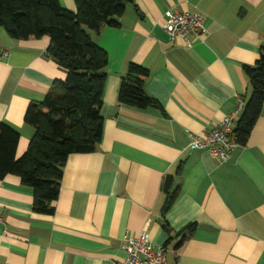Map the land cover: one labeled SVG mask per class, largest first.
<instances>
[{
	"label": "crops",
	"instance_id": "0c3cea01",
	"mask_svg": "<svg viewBox=\"0 0 264 264\" xmlns=\"http://www.w3.org/2000/svg\"><path fill=\"white\" fill-rule=\"evenodd\" d=\"M59 3L76 11L73 0ZM169 9L201 14L206 32L190 46L170 43ZM117 22L99 33L84 27L108 56L100 143L68 155L51 215L32 212L19 177L0 180V264H122L125 240L142 231L168 262L264 264V101L246 144L226 160L188 148L191 135L205 136L250 97L243 66L264 46V0H134ZM48 44L0 27V122L19 134L16 158L34 133L27 106L66 76ZM130 62L148 70L144 88L162 110L117 103ZM177 164L178 195L162 215L161 183Z\"/></svg>",
	"mask_w": 264,
	"mask_h": 264
},
{
	"label": "trees",
	"instance_id": "16d2710c",
	"mask_svg": "<svg viewBox=\"0 0 264 264\" xmlns=\"http://www.w3.org/2000/svg\"><path fill=\"white\" fill-rule=\"evenodd\" d=\"M76 11L65 9L59 0H0V27L15 40L47 36L45 55L66 72L63 80H54L40 102H31L24 122L34 128L26 151L15 157L19 134L0 122V180L6 175L19 177L20 183L32 190V212L51 215L52 202L59 191L62 168L68 155L96 150L102 137L103 118L100 110L106 82L108 56L84 27L99 33L104 26H118L125 4L134 0H73ZM124 2V4L122 3ZM251 90L243 101L232 131L236 145H245L264 101V46L252 66H243ZM148 70L130 62L121 78L116 95L118 104L138 109L157 108L159 102L145 88ZM173 173L163 177L164 215L179 191ZM168 234L171 229L163 224ZM195 223L187 225L192 231ZM171 237V234L169 235ZM164 249V248H163Z\"/></svg>",
	"mask_w": 264,
	"mask_h": 264
},
{
	"label": "built area",
	"instance_id": "2783aa9c",
	"mask_svg": "<svg viewBox=\"0 0 264 264\" xmlns=\"http://www.w3.org/2000/svg\"><path fill=\"white\" fill-rule=\"evenodd\" d=\"M163 29L170 43L181 39L187 46L191 44V35L202 37L206 32L201 14L176 9L165 12ZM242 106L243 101L239 98L235 110L224 116L205 136L191 135L188 148L205 150L216 160H226L232 149L237 146L232 138V131ZM0 222H2L1 216ZM124 251L126 257L122 264H176L167 261L163 248L153 247L145 231L140 232L136 237L127 238L124 242Z\"/></svg>",
	"mask_w": 264,
	"mask_h": 264
},
{
	"label": "water",
	"instance_id": "95a60500",
	"mask_svg": "<svg viewBox=\"0 0 264 264\" xmlns=\"http://www.w3.org/2000/svg\"><path fill=\"white\" fill-rule=\"evenodd\" d=\"M124 4V2H122Z\"/></svg>",
	"mask_w": 264,
	"mask_h": 264
}]
</instances>
